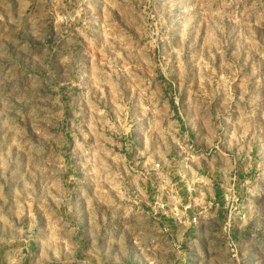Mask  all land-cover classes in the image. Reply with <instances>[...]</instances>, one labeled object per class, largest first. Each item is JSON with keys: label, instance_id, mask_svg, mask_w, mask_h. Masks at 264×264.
<instances>
[{"label": "rangeland", "instance_id": "1", "mask_svg": "<svg viewBox=\"0 0 264 264\" xmlns=\"http://www.w3.org/2000/svg\"><path fill=\"white\" fill-rule=\"evenodd\" d=\"M20 10L1 264H264V0Z\"/></svg>", "mask_w": 264, "mask_h": 264}, {"label": "crops", "instance_id": "2", "mask_svg": "<svg viewBox=\"0 0 264 264\" xmlns=\"http://www.w3.org/2000/svg\"><path fill=\"white\" fill-rule=\"evenodd\" d=\"M30 6L31 0H0V41L8 43L12 40L17 9H21L23 15Z\"/></svg>", "mask_w": 264, "mask_h": 264}]
</instances>
